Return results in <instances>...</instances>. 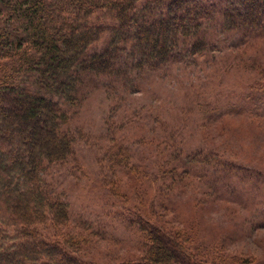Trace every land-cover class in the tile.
<instances>
[{"label": "trees", "instance_id": "1", "mask_svg": "<svg viewBox=\"0 0 264 264\" xmlns=\"http://www.w3.org/2000/svg\"><path fill=\"white\" fill-rule=\"evenodd\" d=\"M219 28L241 42L264 37V0H0V264H251L207 255L214 247L202 251L191 233L167 227L155 217L167 207L158 198L145 211L143 203L123 204L143 242L139 259L86 258V236L70 228L71 205L47 176L76 154L71 108L97 88L138 87L143 73L212 49ZM257 85L264 111V80ZM171 157L169 173L180 182L206 180L224 192L223 155ZM76 225L90 230L85 220Z\"/></svg>", "mask_w": 264, "mask_h": 264}, {"label": "rangeland", "instance_id": "2", "mask_svg": "<svg viewBox=\"0 0 264 264\" xmlns=\"http://www.w3.org/2000/svg\"><path fill=\"white\" fill-rule=\"evenodd\" d=\"M219 29L212 49L143 73L138 87L97 88L71 108L76 154L47 176L71 205L70 228L86 236V258L139 259L143 242L123 204L149 206L158 198L167 207L159 206L155 217L191 233L200 250L214 247L207 255L264 264V111L255 88L264 80V37L241 42ZM174 151L223 155L228 164L221 167L230 174L224 192L215 184L212 191L206 180L187 186L188 179L172 176ZM80 220L90 230L76 225ZM55 232L46 234L54 238Z\"/></svg>", "mask_w": 264, "mask_h": 264}]
</instances>
